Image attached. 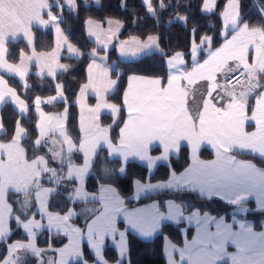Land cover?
I'll return each instance as SVG.
<instances>
[{"label": "snow or ice", "instance_id": "6c2138e0", "mask_svg": "<svg viewBox=\"0 0 264 264\" xmlns=\"http://www.w3.org/2000/svg\"><path fill=\"white\" fill-rule=\"evenodd\" d=\"M96 2L99 3V0ZM143 3L148 13L154 15L151 0H143ZM202 4L205 13H213L217 8V0H202ZM77 6V0H54L51 3L50 0H0V69L21 82L26 81L33 65L37 69L35 75L40 78L45 75L55 78L58 71L67 72L70 66L60 63L62 50L70 57H79L81 53L69 42L60 23H57L60 17L53 14L51 9L66 8L72 11ZM161 7H164L162 2ZM45 11L47 19L43 16ZM220 16L223 18L224 29L227 31L231 28L234 34L231 39H225L222 47L215 51L208 49V58L203 63H199L198 53L204 45L211 44V37L208 36L201 38L199 44L192 41L191 70L186 68L180 52L166 61V85L161 78L135 74L127 76L126 90L122 94L127 118L123 126L119 127L118 138L109 134L110 127L115 128L118 121L114 119L111 126H104L101 117L105 112L111 117L121 112L116 103L109 102L108 96L118 90L122 73L116 79L112 78L109 66L97 62V59L88 65L87 82L80 87V94L75 101L79 105L78 131L81 133L77 142L65 130L67 108L61 114H47L41 108L44 104L53 105L64 101L63 85H55V96L47 99L35 97L34 107L40 121L36 127L40 138L35 140L34 145L37 148L45 147L50 142L47 152L51 160L58 162L61 167L50 166L45 155L26 158L25 148L21 145L26 132L19 124L10 142H0V243L12 235L10 221L22 227L27 237L26 243L16 241L6 246L7 258H3L2 264H33V261L35 264H89L82 259V241L86 240L96 250L99 260L104 238L109 233L115 236V225L121 217L133 228L144 223L152 206L129 210L114 186L99 184L95 192L86 189L88 161L101 149H106L110 155L147 158L151 156L152 146L158 144L166 157L178 153L182 142H186L193 165L189 170L191 175L174 177V180H207L214 183L231 181L264 188V175L254 174L252 165L239 162L234 155L247 152L264 157V91H258L264 87L260 83L264 77V24L253 26L244 22L240 0H227ZM177 19L185 21L187 18L178 16ZM107 24V29H104L101 23L87 20V34L95 38L101 49L107 50L114 46L122 57H138L144 53L158 54L161 58L167 55L160 47L161 37L151 34L146 39L132 35L113 45L123 25L111 19L107 20ZM49 25L55 29V47L51 51L38 52L33 46V27L46 29ZM21 38L32 49L31 55L20 51L19 63H10L6 59V55L10 54L7 45ZM91 56L97 57L96 49H93ZM98 59L104 61L107 55ZM229 61L234 62V67L228 66ZM225 70L242 71L246 74L247 84L239 93L224 87L223 96H219L217 103H214L212 94L217 87L215 75ZM197 78L212 83L207 92L209 98L203 101V110L193 116L185 106L189 92L182 82L192 85ZM23 87L27 89L29 85L24 83ZM89 96L95 98L94 105L87 102ZM225 97H228L227 101L217 106ZM250 98L254 103L250 104ZM8 102L18 108L21 114L29 110L25 100L8 85L4 75H0V107ZM250 122L254 123L255 130H246V124ZM204 144L213 150L215 159H201L200 151ZM76 155L81 157L79 165L73 163ZM57 176L61 182H74L69 200L72 207L62 212L49 210L58 187L55 180ZM136 191L139 192V187ZM10 195L13 198L11 203ZM17 203L15 211L19 214L13 216V204ZM89 203L98 204L99 207H84L88 209V214L76 208L78 204ZM37 206V212L33 214ZM37 214L40 219L36 218ZM76 218L83 219L85 227L76 226ZM44 219L46 224L43 223ZM41 230L55 232L56 237H67V244L54 249L59 259L46 257V252L53 250L51 245L47 249L37 245V233ZM230 244L235 247V252L231 254L227 251ZM168 259L169 264H180L185 260L187 264H221L225 259L230 264H264V238L253 237L251 229L237 233L207 221L198 227L192 242L186 243L179 250V261L173 258L171 252Z\"/></svg>", "mask_w": 264, "mask_h": 264}, {"label": "trees", "instance_id": "16d2710c", "mask_svg": "<svg viewBox=\"0 0 264 264\" xmlns=\"http://www.w3.org/2000/svg\"><path fill=\"white\" fill-rule=\"evenodd\" d=\"M52 2L54 0H51ZM263 3L264 0H258ZM154 9V15L149 14L143 0H99L96 3L94 0H77V7L69 11L68 9L52 8L53 14L60 17V23L63 31L80 51L79 58H70L64 54L61 58L63 64L69 65L67 72L61 71L55 78L44 76L43 78L35 75V68L26 79L27 89L17 79L9 75L5 78L8 84L14 88L19 96L29 105V110L25 116H21L14 106L8 102L1 108V122L4 127V133L0 135V141H10L13 138L17 124L21 125L26 132L22 144L26 150L28 159L38 155H45L49 159L50 166L61 167L58 162H54L50 158V153L47 152V146L37 148L34 145L38 139L39 133L36 125L38 124V114L35 111L34 101L36 96L48 98L56 95L55 85L57 83L63 85L64 93L63 102H55L53 105H43L46 112H60L65 108L68 109L69 116L67 120V132L74 142L78 141L81 135L78 131V107L75 103L80 87L87 80V67L91 60V52L96 49L100 53H106L110 62L114 63L115 68L111 75L117 78V75L122 73L119 79V87L114 95H109L108 99L116 103L121 108L118 124L111 129V136L118 138L119 127H122L126 117V111L123 107L122 94L126 89L128 75H142L147 77H158L163 79L166 85L168 70L166 68V60L176 52H181L185 55L187 64L191 62V44L192 41L199 43L204 36L211 37L212 47H218L222 43V16L220 12L227 0H218L217 8L211 14H205L202 11V0H151ZM161 2L164 7H161ZM241 15L244 22L253 26L264 24V14H262L255 6L253 0H240ZM123 5V7H122ZM178 16H184L187 19L180 21ZM110 18H115L123 22V29L119 38L124 39L132 35H137L141 38H146L147 35H156L161 37L160 47L167 53L166 56L160 57L158 54H148L138 60L123 61L117 56L116 50L113 48L109 52L96 48L94 42L88 39L86 35L85 25L88 19L105 21ZM195 29V31H193ZM34 47L36 51H50L54 47V31L52 28L40 29L33 27ZM7 47L10 49V54L7 55L8 61L17 63L19 61V52L28 51V47L24 40L20 39L15 43H9ZM250 99V104H252ZM102 122L109 124L111 117L102 116ZM189 149L183 146L177 156L171 157L168 164H159L152 172L147 166L138 162L130 161L124 164L120 159L109 158L106 149L98 151L95 161L92 166V172L86 181L88 190L95 192L99 184H108L116 187L120 196L125 200L126 205L130 207L139 206L152 201H157L162 210L167 200H173L182 206L184 213L190 214L194 210L207 212L215 216H226L231 218L237 216L243 219H249L254 222L257 229L261 228L264 222V211L255 207L252 202L246 203L248 210L245 214H241L236 210L235 205L228 203L220 198L203 197L192 190H161L155 193L146 194L138 199H133L134 181H165L170 177L171 171L181 172L189 165ZM200 156L205 159L212 158V153L208 149H202ZM238 156L254 161L258 166L264 168V160L261 158L240 153ZM81 157L76 155L73 163L79 165ZM124 168L123 172L121 169ZM57 184L56 194L53 195L50 205L51 211H60L72 207L69 200L72 195L71 185L73 181L61 182L60 177H55ZM12 196H9L10 203ZM79 205V204H78ZM76 206V208L78 207ZM14 213L18 208V203L13 204ZM75 222L84 227L85 223L81 218H76ZM184 225L165 223L161 231L152 239L144 240L137 235L128 232V264H166L164 257V242L168 238L176 245L182 246L185 242L183 235ZM12 235L0 243V261L7 253V245L15 240H26L27 237L23 233L21 227H17L14 221H11ZM193 235V229L188 228L187 239ZM39 247H47L51 245L53 248L59 247L66 242V237H56V234H50L47 231H42L36 239ZM85 260H92L93 257L84 248ZM105 258L112 263L118 262V254L115 249L107 244L104 249ZM126 264V263H121ZM227 264V263H223Z\"/></svg>", "mask_w": 264, "mask_h": 264}, {"label": "crops", "instance_id": "0c3cea01", "mask_svg": "<svg viewBox=\"0 0 264 264\" xmlns=\"http://www.w3.org/2000/svg\"><path fill=\"white\" fill-rule=\"evenodd\" d=\"M94 1L96 2V0H94ZM51 2L52 1L50 0V3ZM46 11H45V13H43L44 19L48 18L47 15H46ZM205 14H209V13H205ZM110 19L111 20H118V19H115V18H110ZM92 20H95V19H92ZM107 20H109V19H107ZM107 20H105V21L95 20V21L101 23V25H102V27L104 29H107V27H108ZM118 21H120V20H118ZM57 23H60V19H58ZM120 23L123 25L122 21H120ZM34 27H38L40 29H44V28H41L39 26H34ZM60 27H61V23H60ZM87 27H88V25H87V21H86L85 30H86V35H87L88 39H90L92 42L95 43L96 48L101 49V46L96 43L95 38L88 36ZM48 28H52L53 31H54V47H55V38H56L55 29L51 25H49ZM48 28H46V29H48ZM61 29H62V27H61ZM122 29H123V27L120 29V31L118 33L117 40L113 41V45L118 43V40H125V39L130 38V37H127V38H124V39L119 38V35H120ZM62 31H63V29H62ZM64 34H65V32H64ZM233 34L234 33L232 32L231 28L227 29V31L224 29V27H223V18H222V31H221L222 43L218 47L213 48L212 47V39H211V44L210 45L209 44L204 45L202 50H201V52L198 53V61H199V63H203L204 60L208 58V53H207L208 49H210L211 51H215L216 49L222 47L224 42H225V39H231V36ZM33 36H34V33H33ZM141 39H146V38H141ZM69 42H70V40H69ZM197 44H199V43H197ZM113 48L116 50V53H117V56L119 57V59H121L123 61H134V60H138V59H140V58H142V57H144V56H146L148 54H151V53H144V54H141L138 57H131V56L122 57L119 54L118 48H116L114 46L110 47L109 49L104 50V51L105 52H109ZM101 50H103V49H101ZM31 51H32V49L28 47V51H26V52L24 51V52L27 53L28 55H31ZM80 53H81V51H80ZM64 54H66L68 57H70L65 50H62L61 58H62V56ZM105 55H107V54L106 53H100L99 51H97V57L94 58V57L91 56L90 63L92 62L93 59H97V62H102V63L106 64L107 66H109V68H110V70L112 72V70L115 68V65H114V63L109 61L108 56H107V59L104 60V61H100L98 59V57H103ZM182 55H183L184 60H185L186 68L188 70H191V68H192V60H191L190 64L188 65L187 61H186V58H185V55L183 53H182ZM79 57H70V58H79ZM170 57H168L167 60ZM6 59H8L7 55H6ZM249 62H251V61H249ZM18 63H19V61L17 62V64ZM60 63L63 64L61 59H60ZM229 65H230V67H232V61H229ZM32 67L35 68L34 65ZM32 67H30L29 73L32 71ZM35 71H37L36 68H35ZM60 72L61 71H58L57 74H59ZM228 73L229 72L227 70H225V72H217L216 75H215V83H216L217 87H216V90L212 94V99H213L214 103H217L219 96H223L222 89L224 87H227L225 85V83H224V79H225V76ZM0 75H4V77H5L8 74L4 73L3 70L0 69ZM45 76H47V75H45ZM145 77H147V76H145ZM148 78H158V77H148ZM86 82H87V80H86ZM162 82H163V79H162ZM21 83L24 84V83H26V81L21 82ZM182 83L185 85V87L187 88V90L189 92V95L186 97V105L185 106L188 108V110H189L191 115L196 116L198 111H202L203 110V101L205 99L209 98L208 95H207V92H208L209 86H210V84L212 82L211 81H207V80H200L199 78H197L192 85H188L186 81H184ZM260 83L262 85H264V77H262L260 79ZM227 88H229V87H227ZM229 89H231V88H229ZM258 91H264V87L258 89ZM79 94L80 93L78 91L77 97L79 96ZM227 99H228V97H225L224 100L219 101L217 106H220L221 104L225 103L227 101ZM87 102L90 105H94L95 104V98L92 97V96H89L88 99H87ZM109 102H111V101L109 100ZM252 103H254V100H252ZM76 105L78 107V123H79V105L78 104H76ZM1 108L2 107H0V129H3V131H0V135L2 133H4V127H3L2 122H1ZM41 108L44 111L43 105H41ZM15 109L18 111V108H15ZM63 111H60V112H46V111H44V112L47 113V114H61V113H63ZM125 111H126V109H125ZM27 112L24 113V114H21L18 111V113L21 116H25L27 114ZM103 115L110 116L107 112L103 113L102 116ZM68 116H69V112H68ZM68 116H67V119L64 121V126H65V130L66 131H67ZM119 116H120V113H118L116 117H111L110 116L111 119H112L111 122L109 124H104L102 122V124L104 126H111L113 124V120L114 119L118 121ZM126 118H127V111H126L125 120H126ZM39 122L40 121H39V116H38V124H39ZM111 129L112 128L110 127V133H109L110 136H111ZM246 130H255L254 123L250 122V123L246 124ZM38 133H39V129H38ZM24 137L22 138V140L24 139ZM39 138L40 137L38 136V139ZM22 140H21V145L23 146ZM0 142H4V141H0ZM7 142H10V141H7ZM48 146H51L50 142L47 145V147ZM183 146H187L186 142H182V145L180 146V149ZM64 147L66 149V145ZM152 147H153V149L151 150V156L147 157V158L146 157H141V156H136V155L123 157V156H121L119 154H111L110 155L109 152L108 151L107 152H108L109 158L120 159L124 164H126L127 162H130V161L138 162V163H140V164H142L144 166H147L148 169L150 170V172H152L159 164H168L170 159H171V157L177 156L179 154V152H180V150H179L178 153H171V154H169L168 156L165 157L163 149L158 144H154ZM202 149H208L212 153V158L205 159V158H202L200 156L201 159H203L205 161H210V160L215 159V154H214L213 150L210 148V146H208L207 144H204V145H202L201 150ZM25 152H26V150H25ZM97 153L92 158H90L89 161H88V172H87L86 181H87L88 176L92 172V166H93V163L95 161ZM238 154H240V152H237L234 155H235V158L239 162L252 165L253 166L252 167V171L254 172V174H256V175H264V168L258 166L254 161H252L250 159H245V158H242V157L238 156ZM243 154L254 155V156H257V157L261 158L262 160H264V157H261V156H259L257 154H251V153H247V152H243ZM188 157H189V165L187 166V168L184 169L181 172H178V173L174 172V171H171L170 177L167 180H165V181H160V182L159 181L158 182H150V181L140 182L139 180H135L134 181V185H133V187H134L133 197H135V199H137V198L143 196L144 194L152 193V192H158V191L166 190V189H168V190L183 189V190L195 191L198 194H200L201 196L207 197V198H212V197L220 198V199H222V200H224V201H226L228 203H231V204L235 205L236 210L239 213H241V214H245L246 211L248 210V205H246V203H248V202H252L257 209L264 211V188H261L258 185L240 184V183H234V182H231V181L223 182V183H214V182L207 181V180L200 181V182H195V181H192V180H187V181L174 180V177H185V176H190L191 175V172L189 170L193 167V165H192V162L190 160V149H189ZM26 158H27V155H26ZM123 170H124V168L121 169L122 172H123ZM101 185L108 186V187H113L112 185H108V184H101ZM137 187H139V192L136 191ZM86 189H87V187H86ZM115 189H116V187H115ZM90 192H92V191H90ZM117 192H118V190H117ZM118 195L120 196L119 192H118ZM240 197H243V198L238 200V198H240ZM237 200H238V202L234 203V201H237ZM149 206H152V211L148 214V218L144 221V223L141 224L140 227H138V228H133L130 225H128L125 222L123 217H121L116 222V225H115V236L113 237V235L111 233H109L104 238V240L102 242V246L100 248V252H99V260L97 258L96 250L91 248L86 240L82 241V244H81V248H82V251H83L82 259L85 260L84 248L87 247V250L89 251V253L93 257V259L91 261L90 260H86V261L89 262V264H93V262H96V264H100V262H103V264H120L121 262H124V261H126L128 259V239H127L128 232H131V233L137 235L138 237H140V238H142L144 240H150V239L154 238L161 231V228H162L163 224H165V223H172V224L181 223V224H183L184 228H183L182 232H183V235L185 237V242H184V244L182 246L176 245L175 243H173L168 238L165 239V242H164V257L166 259V264H169V259H168L169 252H171V254H172L174 259L179 261V250L183 249L184 246L186 245V243L192 242L193 238L197 235L198 227H202L203 223L207 222V221H213L214 224L221 225L222 227H227V228H229L232 231L237 232V233H239L241 231L248 232V230L251 229V235L253 237L264 238V222H262L261 228L257 229L255 227V224H254L253 221H251L249 219L239 218L237 216H232L231 218H227L226 216H215V215L209 214L207 212H201L199 210H194L192 213L186 214V213H184V211L182 209V206L180 204H178L177 202L173 201V200H167L165 202L164 210L161 209V207H160V205H159V203L157 201H152V202H149V203H146V204H142V205H139V206H134V207L127 206V208L129 210H134L136 207H149ZM84 207L92 208V207H99V205L98 204H94V203H89L87 205L81 204V205H78L77 210H80L82 213L88 214V209H86ZM13 208H14V206H13ZM37 209H38V206H37L36 209H33V214H36ZM15 215H17V214H15L13 212V216H15ZM29 218H31V217H29ZM36 218L40 219L38 214L36 215ZM46 222H47L46 219H44L43 223L46 224ZM83 222L85 223L84 220H83ZM75 224H76V226L81 227L76 222H75ZM241 225H243V229H241ZM84 227H85V225H84ZM188 228H192L193 229V235L189 239H187V230H188ZM10 229H11V221H10ZM21 229H22L23 233L25 234V232H24L22 227H21ZM212 230H214V228ZM42 231H44V230H41L40 232H38L37 236ZM50 234H55V232H52ZM121 235H123V241H121ZM8 238L9 237L5 238L4 241L7 240ZM16 241H22V242L26 243L27 239L26 240H15L12 243H14ZM67 242L68 241H67V237H66V242L63 245L59 246V247H56V248L52 247V249H53L52 251L46 252V257L47 258L59 259V254L57 252H55L54 249H58L60 247H63L65 244H67ZM9 244H11V243H9ZM107 244L111 245L115 249L116 253L118 254V258H119L118 262L112 263V262H109L105 258L104 249H105ZM48 247H46L45 249H47ZM174 249H177V251L174 250ZM227 251L230 254L234 253L235 252V247L230 244L228 246ZM4 258H7V253L4 256ZM2 260L0 261V264H2ZM223 263L230 264V261L228 259H225L224 261L221 262V264H223ZM33 264H35V262ZM180 264H187V261L185 260L183 262H180Z\"/></svg>", "mask_w": 264, "mask_h": 264}, {"label": "built area", "instance_id": "2783aa9c", "mask_svg": "<svg viewBox=\"0 0 264 264\" xmlns=\"http://www.w3.org/2000/svg\"><path fill=\"white\" fill-rule=\"evenodd\" d=\"M255 5L257 6V3L255 0H253ZM225 85L233 90H236L237 93H239L240 90L243 89V87L247 84V77L246 74H243L242 71H233L229 72L225 76Z\"/></svg>", "mask_w": 264, "mask_h": 264}, {"label": "rangeland", "instance_id": "374dc122", "mask_svg": "<svg viewBox=\"0 0 264 264\" xmlns=\"http://www.w3.org/2000/svg\"><path fill=\"white\" fill-rule=\"evenodd\" d=\"M218 1V0H217ZM256 1V3H257V9L261 12V13H264V2L263 3H260V1H258V0H255ZM255 4V3H254ZM145 5V4H144ZM145 7H146V5H145ZM202 8H203V6H202ZM146 9H147V7H146ZM203 13H205V12H203ZM209 14H211V13H209ZM228 66L230 67V65H229V62H228ZM234 66V62H232V67ZM43 99H46V98H43ZM140 182H145V181H141V180H139ZM158 182V181H157ZM152 193H155V192H152ZM147 194H151V193H147ZM144 195H146V194H144ZM143 195V196H144ZM132 198L133 199H135V197H133V194H132ZM140 198V197H139ZM138 199V198H137ZM48 247V246H47ZM42 248H46V247H42ZM33 263H34V261H33ZM121 263H126V264H128V259L126 260V261H124V262H121ZM120 263V264H121Z\"/></svg>", "mask_w": 264, "mask_h": 264}]
</instances>
